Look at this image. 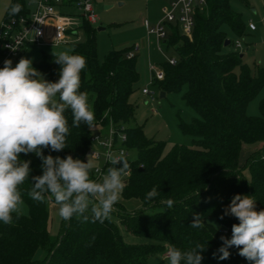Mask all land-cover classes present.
<instances>
[{"label":"trees","instance_id":"obj_1","mask_svg":"<svg viewBox=\"0 0 264 264\" xmlns=\"http://www.w3.org/2000/svg\"><path fill=\"white\" fill-rule=\"evenodd\" d=\"M17 4L22 10L11 15V6ZM28 10L25 0H13L4 20ZM246 28L230 0H207L206 6L196 10L192 41L172 27L166 45L173 48L177 64L163 63L165 77L157 84L165 94L186 88L183 97L197 117L179 126L184 134L196 138V147L176 145L166 151L164 141L149 139L143 127L129 125L135 117L130 96L139 80L135 57H126L129 50H114L100 62L96 30L84 22L83 40L73 44L74 52L87 60L80 90L88 93L95 125L123 128L127 147L137 159L129 162L122 197L137 199L143 207L127 211L116 203L103 223L73 217L63 220L60 233L52 236L48 202L53 198L45 194V201L37 202L28 196L31 178L42 175V161L34 153H21L20 159L30 161L31 168L29 180L20 186L28 215L17 218L14 213L11 225L0 222V264H148L157 253L173 247L187 251L197 243L205 248L202 264H249L236 247L229 248L226 260H220L218 252L221 237L230 239L232 225L239 222L230 215L220 219L234 195L254 196L256 210L264 209V148L251 152L240 164L244 145L264 146V99L260 116L246 113L248 103L264 87V69L252 75L228 36L241 37ZM226 40L230 45L225 46ZM33 67L51 82L59 79L60 65L53 55L44 54ZM65 116L70 129L66 148L59 152L44 149L43 154L71 155L84 161L92 145V129L84 124L72 127L71 110ZM90 178L97 181L93 170ZM153 187L159 195L149 201L146 194ZM169 199L174 201L171 208L166 203ZM155 207L163 209L148 212ZM196 214L201 216L202 228L190 226ZM120 226L144 242H126Z\"/></svg>","mask_w":264,"mask_h":264},{"label":"clouds","instance_id":"obj_2","mask_svg":"<svg viewBox=\"0 0 264 264\" xmlns=\"http://www.w3.org/2000/svg\"><path fill=\"white\" fill-rule=\"evenodd\" d=\"M21 10L20 5H12L10 14L17 15ZM53 55L55 63L60 65L59 79L55 82L46 80L27 58H21L14 67L11 60H5L0 68V222L5 225L13 223L14 213L19 217L24 203L20 186L29 180L31 173L30 161L21 160V153H34L42 161V175L31 178L28 196L44 202L45 194H50L65 221L75 217L81 222L91 219V222L103 223L110 217L125 187L123 177L130 165L122 152L106 153L112 167L102 182L90 178L95 166L91 155L84 162L71 155L61 158L43 154L44 149L59 152L66 148L70 133L67 110L72 113V127L84 124L92 129L95 126L88 93L80 90L86 58L72 49L53 52ZM158 195L157 188L153 187L146 199L150 201ZM166 203L171 208L174 201L169 199ZM225 215L239 222L232 225L230 239L221 237L219 259H228L229 248L236 247L249 264H264V209L256 210L254 196L234 195L220 219ZM190 226L203 227L199 214ZM204 250L198 243L187 251L170 248L169 264H202Z\"/></svg>","mask_w":264,"mask_h":264},{"label":"rangeland","instance_id":"obj_3","mask_svg":"<svg viewBox=\"0 0 264 264\" xmlns=\"http://www.w3.org/2000/svg\"><path fill=\"white\" fill-rule=\"evenodd\" d=\"M12 1L0 0V27L3 25L5 12ZM25 1L29 4V10L34 12L39 0ZM230 6L242 15L247 28L241 37H236L232 33H228V36L231 40L240 42L241 48L236 50L243 55L244 63L249 67L251 74L257 75L260 69H264V0H230ZM93 7L97 16V22L93 26L96 30L97 54L100 62H104L111 51H127L136 46L139 48L135 57L139 80L135 85V91L130 96V102L135 106V117L129 125L131 127H143L149 139L164 141L166 151L176 145L196 147V138L184 134L179 126L181 122L189 123L197 117L195 111L187 105L183 97L186 88L179 91H169L165 97H161L163 90L153 80L152 76V66L163 70L162 64L175 56L173 48H167L165 43H162L161 48L158 49L155 39L148 34L144 26L145 21L150 26H154L162 18L161 2L159 0H93ZM250 21L255 26L254 30L249 29ZM73 44L72 42L58 45L31 44L9 60L12 61L14 67L21 58H27L32 60L33 66L41 61L44 54L53 55V52L73 50ZM43 76L50 81L47 76ZM144 89H148L153 95H144ZM263 99L264 87L248 103L246 113L253 117L260 116V102ZM106 130V128L95 125L92 128V135L93 137L106 135ZM94 148H97V145ZM262 148L264 146L261 144L244 145L240 154V164L245 163L251 152ZM98 150L103 152L101 148ZM90 155L95 165L92 170L103 168L104 161L94 160L92 150L89 151L84 162H87ZM136 159L135 151L130 150L127 160L134 161ZM245 174L248 176L247 172ZM118 203L127 211H134L143 207L139 200L124 199L122 194ZM48 208V230L52 236H57L63 222L59 216V206L54 199H51L48 202ZM162 209V207H155L148 209V212ZM19 214L28 215V208L25 203L21 206ZM120 231L128 243L144 242V240L127 232L123 226H120ZM165 253L153 255L148 264H157L161 261L164 264H169V259L164 258Z\"/></svg>","mask_w":264,"mask_h":264},{"label":"built area","instance_id":"obj_4","mask_svg":"<svg viewBox=\"0 0 264 264\" xmlns=\"http://www.w3.org/2000/svg\"><path fill=\"white\" fill-rule=\"evenodd\" d=\"M206 4L207 0H172L162 8V18L154 26H150L145 21L144 26L148 34L155 39L158 49L161 48L162 43L167 44L172 34V27H178L179 34L192 41L196 10L203 8ZM84 22H89L92 25L97 22L93 0H39L34 12L28 10L25 15L19 17L9 16L0 27V68L4 66L5 60L17 56L31 44L58 45L81 42ZM249 28L254 30L255 26L250 23ZM234 47L240 49V42L235 41ZM138 49L136 46L129 50L126 57L128 59L136 57ZM168 63L172 66L176 65V56L169 58ZM151 71L155 82L164 79V70L152 66ZM143 94L153 95L148 89H144ZM122 130L123 128L116 130L109 127L106 130V135L92 138L90 148L92 158L96 161H104L103 168L94 170L96 180L99 182H102L108 169L112 167L106 153L118 154L122 152L126 158L129 157L127 136ZM96 145L97 148H94ZM98 148L103 149V152H100ZM129 175L130 171L128 170L123 180L125 181ZM223 232L226 233L225 230ZM167 253L168 250L164 255L165 259H169Z\"/></svg>","mask_w":264,"mask_h":264},{"label":"crops","instance_id":"obj_5","mask_svg":"<svg viewBox=\"0 0 264 264\" xmlns=\"http://www.w3.org/2000/svg\"><path fill=\"white\" fill-rule=\"evenodd\" d=\"M172 0H159V2H161V7L163 8L164 6H166V5H168L170 2H171ZM28 5V4H27ZM162 8H161V10H162ZM9 9V8H8ZM7 9V10H8ZM6 13H7V11L5 12V15H6ZM5 15H4V18H5ZM250 23H251V21H250ZM249 23V24H250ZM103 132H104V129H103Z\"/></svg>","mask_w":264,"mask_h":264},{"label":"water","instance_id":"obj_6","mask_svg":"<svg viewBox=\"0 0 264 264\" xmlns=\"http://www.w3.org/2000/svg\"><path fill=\"white\" fill-rule=\"evenodd\" d=\"M230 43H231L230 40H226V42H225V46L230 45ZM165 95H166V94H165L164 92H162L160 96H161V97H165Z\"/></svg>","mask_w":264,"mask_h":264}]
</instances>
